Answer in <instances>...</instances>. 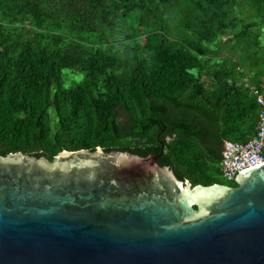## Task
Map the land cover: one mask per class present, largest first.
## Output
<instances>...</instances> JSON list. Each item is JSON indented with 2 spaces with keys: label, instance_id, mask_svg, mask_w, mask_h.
I'll use <instances>...</instances> for the list:
<instances>
[{
  "label": "trees",
  "instance_id": "16d2710c",
  "mask_svg": "<svg viewBox=\"0 0 264 264\" xmlns=\"http://www.w3.org/2000/svg\"><path fill=\"white\" fill-rule=\"evenodd\" d=\"M237 2L0 0V154L52 159L100 146L155 154L192 185L222 183L224 141L255 133L259 104L246 82L264 83L258 31ZM133 8L131 31L144 41L91 50L70 39ZM251 35L235 60L238 40ZM220 43L233 51L222 54Z\"/></svg>",
  "mask_w": 264,
  "mask_h": 264
},
{
  "label": "water",
  "instance_id": "95a60500",
  "mask_svg": "<svg viewBox=\"0 0 264 264\" xmlns=\"http://www.w3.org/2000/svg\"><path fill=\"white\" fill-rule=\"evenodd\" d=\"M235 182L100 146L0 154V264H264V162Z\"/></svg>",
  "mask_w": 264,
  "mask_h": 264
},
{
  "label": "rangeland",
  "instance_id": "374dc122",
  "mask_svg": "<svg viewBox=\"0 0 264 264\" xmlns=\"http://www.w3.org/2000/svg\"><path fill=\"white\" fill-rule=\"evenodd\" d=\"M88 0H73V4L77 8L80 4V6L87 5ZM237 13H242L244 16H250L251 17V31H258V39L260 44H262V48L257 51L258 55H263L264 58V0L261 5L259 6H252L250 3H248L246 0H238L237 2ZM125 11V10H124ZM123 17L115 18L114 24L112 26H103L99 25L98 30L93 31L92 33L84 32V31H77L72 30V35L70 36L71 40H76L80 44L88 47L89 49L93 50L94 48L98 46H108L112 48H121L122 44L124 42L132 41V40H141L144 41L145 36L142 33L139 34H133L131 31L132 27H136L138 25V18H137V10L136 9H130L127 10V12H122ZM94 17V23L96 20V17ZM109 24V23H108ZM29 24L26 22V26ZM105 25V23H104ZM224 35L222 39L224 40ZM254 35H251L250 37L245 36L244 38L238 40L237 48L235 49V60L239 58H243L246 55V49L242 47L243 42L247 41V39L253 38ZM221 44V43H220ZM219 50L221 53H231L232 47L221 44L219 47ZM252 59L247 60L245 70L248 73L246 76L249 78V73H251L254 69V65L251 63ZM264 78V77H263ZM208 81L209 79H205ZM211 83V81L209 82ZM219 182L229 184L233 183L232 181H226L223 178H219Z\"/></svg>",
  "mask_w": 264,
  "mask_h": 264
},
{
  "label": "built area",
  "instance_id": "2783aa9c",
  "mask_svg": "<svg viewBox=\"0 0 264 264\" xmlns=\"http://www.w3.org/2000/svg\"><path fill=\"white\" fill-rule=\"evenodd\" d=\"M249 86L250 95L259 104L255 133L245 141H224L220 158V177L235 181L236 175L245 168L264 162V83Z\"/></svg>",
  "mask_w": 264,
  "mask_h": 264
}]
</instances>
